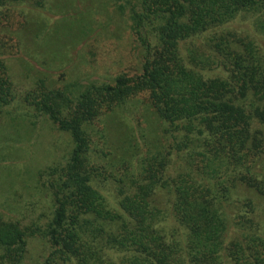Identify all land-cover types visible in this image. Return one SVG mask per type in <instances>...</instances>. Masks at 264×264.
Listing matches in <instances>:
<instances>
[{"label":"trees","instance_id":"1","mask_svg":"<svg viewBox=\"0 0 264 264\" xmlns=\"http://www.w3.org/2000/svg\"><path fill=\"white\" fill-rule=\"evenodd\" d=\"M116 24L137 43L134 74L18 90L24 34L52 73L70 40ZM17 97L73 148L26 186L48 211L0 195V264H25L32 238L41 264H264V0H0V122Z\"/></svg>","mask_w":264,"mask_h":264},{"label":"rangeland","instance_id":"2","mask_svg":"<svg viewBox=\"0 0 264 264\" xmlns=\"http://www.w3.org/2000/svg\"><path fill=\"white\" fill-rule=\"evenodd\" d=\"M43 15L36 17L40 20H44L42 17L50 18L48 19L50 24L61 19L58 16ZM83 19L81 16L79 20L67 18L60 21L59 28L63 27L60 31L65 33L75 31L81 21L89 22ZM114 32L91 46L88 43L90 38L77 44H75L77 41L70 40V45L63 51H67L71 63L52 73L46 69L42 70L43 61L50 60L48 56L44 58L48 46L41 42L37 43L31 34H24L23 52L31 53L34 57L29 59L23 56L22 63L12 64L14 66L12 75L18 90L24 93L33 89L37 80L45 74L59 86L78 78L81 92L92 84L108 82L109 79L106 78L112 79L121 73L134 74L139 65V50L136 49L135 38L130 30L121 29L117 24L114 26ZM8 113L10 115L0 122V195L5 197L6 190L12 187L10 197L17 193L16 198L20 202L31 198L34 202L40 200L38 206L40 212L48 211V207L51 206L50 200L45 199L43 194L36 195L35 192L28 191L26 186L33 183L32 177L34 178L33 174L37 169L55 163L64 165L70 158L73 139L69 133L61 131L48 116L36 115L37 113L31 107L25 106L19 97L9 108ZM44 247L41 239L32 238L29 241V254L25 264H41L40 254Z\"/></svg>","mask_w":264,"mask_h":264}]
</instances>
